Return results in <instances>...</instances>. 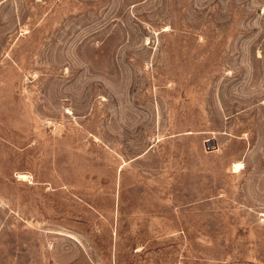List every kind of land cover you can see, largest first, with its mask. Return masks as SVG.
I'll use <instances>...</instances> for the list:
<instances>
[{
  "label": "rangeland",
  "instance_id": "obj_1",
  "mask_svg": "<svg viewBox=\"0 0 264 264\" xmlns=\"http://www.w3.org/2000/svg\"><path fill=\"white\" fill-rule=\"evenodd\" d=\"M0 264H264V0H0Z\"/></svg>",
  "mask_w": 264,
  "mask_h": 264
},
{
  "label": "bare ground",
  "instance_id": "obj_2",
  "mask_svg": "<svg viewBox=\"0 0 264 264\" xmlns=\"http://www.w3.org/2000/svg\"><path fill=\"white\" fill-rule=\"evenodd\" d=\"M240 168V164L239 165H236V169Z\"/></svg>",
  "mask_w": 264,
  "mask_h": 264
}]
</instances>
